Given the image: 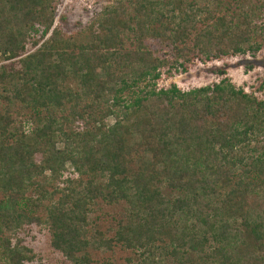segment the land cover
Wrapping results in <instances>:
<instances>
[{"label": "trees", "instance_id": "16d2710c", "mask_svg": "<svg viewBox=\"0 0 264 264\" xmlns=\"http://www.w3.org/2000/svg\"><path fill=\"white\" fill-rule=\"evenodd\" d=\"M62 1L0 0V264L33 260L14 238L31 207L72 264L117 246L123 264H264V100L225 67L160 84L256 56L264 0H117L71 48L54 40ZM68 165L75 177L43 186ZM100 201L122 206L111 236Z\"/></svg>", "mask_w": 264, "mask_h": 264}, {"label": "rangeland", "instance_id": "374dc122", "mask_svg": "<svg viewBox=\"0 0 264 264\" xmlns=\"http://www.w3.org/2000/svg\"><path fill=\"white\" fill-rule=\"evenodd\" d=\"M116 1L63 0L55 21L57 35L54 36V40L61 42L58 46H64L66 43L69 46L68 48H71L73 45L91 41L95 33L102 32L99 21L104 19L105 8L116 3ZM54 40L51 39V42H54ZM28 48L30 51L35 49H30V44ZM3 62L6 61L0 60V63ZM219 67L227 69L232 81L237 86L244 87L247 91H254L259 99L264 100V49L256 56L243 55L207 64L196 62L189 71L168 79L164 78L160 81V84L168 85L174 82L183 89L211 84L220 79L216 73ZM67 177H75V173L69 165L60 178H53L47 173L45 178L39 180L41 183L46 182L43 186L51 191L55 186L62 187ZM261 182L262 180H259L257 184L260 185ZM163 192L165 194L170 193L167 188H164ZM30 195L33 196L34 194L31 192ZM30 211L31 222L25 224L14 235V238L19 243L32 249L33 260L26 261L25 264H72L51 246L52 234L46 222L45 210L43 208L36 210L31 207ZM121 214V204L110 206L100 201L93 212L92 218L97 217V222L101 229L108 230V235L111 236L113 235L112 230L115 228V222ZM89 253L94 260V264H100L108 257L118 264H123L126 257L132 255L130 251L123 250L118 246L113 251H101L90 248Z\"/></svg>", "mask_w": 264, "mask_h": 264}]
</instances>
